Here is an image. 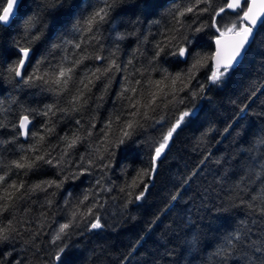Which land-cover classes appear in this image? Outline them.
I'll list each match as a JSON object with an SVG mask.
<instances>
[{"label":"trees","instance_id":"16d2710c","mask_svg":"<svg viewBox=\"0 0 264 264\" xmlns=\"http://www.w3.org/2000/svg\"><path fill=\"white\" fill-rule=\"evenodd\" d=\"M180 2L123 0L113 6L106 22L100 26L99 42L95 47L89 46L87 54L91 56L99 53L110 60L113 58L111 54L115 52L118 63L123 65L131 59L132 65L128 67V72H114L110 83L107 79L96 81L91 93H86L88 103L81 111L64 116L63 119L62 113L51 118L55 133L47 137L45 147L57 144L56 153L64 147L59 137L66 134L71 136L78 128L80 135L87 136V129L91 123H95L93 136L76 146L69 157L75 163L67 165L59 179H63V175L81 163L80 155L91 150L89 145L95 146L103 141L101 130L109 117L114 119L122 110V105L127 103L117 99V93L125 83L124 77L131 73L130 86H135L136 80H146L149 75L153 80L161 79L165 70L172 75L186 71L192 63L191 57L185 62L166 55L169 51L166 48L153 61L158 50L154 46L158 41L174 35L178 40L182 39L181 34L191 37L192 30L199 24H210L214 12L227 0H213V11L200 15L198 19L192 13L188 14L183 18L184 23L192 24L193 19L197 23L192 25V29L181 28L177 33L173 31L177 26L170 9ZM98 6V0H20L18 15L11 25L0 27V70H6L8 65L19 59L16 41L32 49L25 75L32 72L37 60L41 58H46L42 68H47L49 61L56 63L66 55L72 56L70 46L54 49L53 45L79 40V35L74 31L75 23L87 17ZM222 15L223 19L218 17L221 24H230L235 19V14L229 10ZM29 18H34L33 26L28 36H25L24 23ZM37 35L40 37L38 40L29 42L31 36ZM215 35L218 33L211 27L197 33L192 51L212 53ZM65 47L69 50L65 51ZM102 63L93 59L85 60L77 71V78L85 68H94ZM262 64L264 28L259 30L255 42L225 86H211L206 88L205 98H193L190 90H197L199 84L207 82L211 66L201 69L188 89L177 97L183 98L184 103L177 104L175 108L169 105L156 114V119L161 114L165 115L163 127L159 124L153 126L152 121H148L144 128L138 129L136 135L124 144L110 146L109 151L103 153L104 159H97L87 174L76 180L65 181L60 189L50 188L47 193L36 192L4 213L0 217L3 224L12 220L21 237L14 241L0 242V256L11 251L8 260L13 264L16 259H22L24 264H58L55 253L67 244L68 248L62 254L59 264H218L219 258L214 253L227 235L241 220L248 219L251 222L253 219L246 215L243 206L233 205H239L241 197L250 200L253 195H260L264 191V176L257 179L255 175L264 165V143H259L260 137L264 136ZM137 69L146 70L144 76ZM17 80L9 79L6 71L0 76V109H3L0 111V121L9 125L0 128V141L13 139L15 132L11 125L18 122L24 109H43L45 105L57 100L60 107L66 106V96L56 97L52 92L44 90L43 86L18 84ZM106 83L107 90L104 87ZM193 106L196 115L186 118L156 161L155 174L144 176L141 182L137 174L151 169V157L163 134L182 111ZM241 107L245 108L244 113L240 112ZM29 118L32 120L29 128L44 134L42 125L46 118L34 113ZM76 120L81 121L82 127L76 125ZM116 126L114 124L113 128ZM118 135V132L110 133L109 137L114 142ZM29 143L31 141L22 136L13 143L0 142V162L6 165L18 159L21 155L20 147H27ZM82 163L86 165L87 160ZM56 173L57 169L45 165L29 172L27 176L13 174L10 180L23 179L31 184L57 178ZM187 177L192 178L187 185L182 186ZM134 179L138 185L135 189L129 187ZM97 180L101 181L100 185H97ZM144 183L149 187L144 198L137 201L135 196L144 190ZM86 190H91L93 195L84 205H80V211L86 212L88 206L98 202L102 207H96L94 212L99 215L103 227L88 231L85 222L77 217L79 226L74 225L67 235L53 243L52 238L59 225L71 219V212ZM178 191L182 197L172 201V195ZM53 192L54 196L51 195ZM69 193L71 203L65 204ZM49 199L52 200L51 205L47 203ZM129 200L132 202L129 203ZM88 219L94 220V217L89 216ZM262 227L257 225L254 228L253 240L257 237L264 239V231L260 230ZM0 264L7 262L0 260ZM228 264H241V261L233 258Z\"/></svg>","mask_w":264,"mask_h":264},{"label":"snow or ice","instance_id":"6c2138e0","mask_svg":"<svg viewBox=\"0 0 264 264\" xmlns=\"http://www.w3.org/2000/svg\"><path fill=\"white\" fill-rule=\"evenodd\" d=\"M120 2H123V0H98L99 6L87 17L78 19L74 25V31L79 35V40L73 39L65 41L64 45H53L54 49L64 47L65 45L70 46L73 50V55H66L56 63L49 61L47 68H42V65L46 63V58H41L37 60L32 72L25 75L27 65L31 60L30 53L32 49L31 47L21 46L19 41L15 42L19 59L13 64L8 65L6 70H0V76H3L4 71H6L9 79L19 78L17 80L18 84L43 86L44 90L52 92L56 97L66 96L67 99L65 100L66 106L64 107H60L59 100H57L54 103L45 105L43 109H24L18 122L11 125L15 132L13 139L11 141H0L2 143H13L21 135L31 141L27 147H20L19 151L21 155L18 159L11 160L6 165L0 162V172H2L0 174V217H3L4 213L8 212L10 208L15 207L17 202L24 200L36 192L47 193L50 188L60 189L63 187L65 181L70 179L76 180L80 176L87 174L89 169L96 164L97 159H104L103 153L108 152L110 146L116 147L124 144L136 135L138 129L144 128L148 121H152L153 126L159 124L163 127L162 122L166 120L165 115L161 114L159 119H156V114L167 109L169 105L175 108L177 104H183L184 99H177V97L181 92L188 89L189 84L196 79V73L201 69L208 68L209 65L211 66L207 82L199 84L197 90H190L193 98H205V90L211 86H225L231 78L232 72L236 70L247 55L251 44L255 42V37L259 30L264 28V0H227L226 3L219 7L218 11L214 12L210 24H199V26L192 30L191 37L187 34H181L182 39L179 40L174 35L166 38L164 41H158L154 46L158 50L155 52L153 61L160 57L161 53L165 52L167 48L169 51L166 55L180 58L185 62L191 57V65L186 71L182 70L175 75L165 70L159 80H153L149 75L146 80H136L135 86H130L131 81L129 80V76L131 73L125 76V83L121 87L120 92L117 93V99L127 101V103L122 105V110L119 114L115 115L114 119L112 116L109 117L104 129L101 130L103 141L95 146L89 145L88 147L91 150L86 154L80 155L79 159L81 163L76 164L75 169L63 175V179H59L65 172L67 165L75 163L69 157L76 146L93 136L95 123H91V126L87 129V136L80 135V129L78 128L72 132L71 136L66 134L59 137V141L64 142V147L56 153L57 144H48L45 147L47 137L55 133V125L51 118L57 116V113H62L61 119H63L64 116L81 111L88 103L89 97H86V93H91L92 88L96 85V81L107 79L110 83L114 78V75H112L114 72H128V67L132 65L131 59L123 65L118 63L115 58V52L111 54L113 58L110 60L99 53L91 56L87 54L88 47H95L100 40V26L106 22L113 6ZM19 4L20 0H0V10H2L0 11V27L11 25L18 15ZM202 4L205 7H200ZM212 4L213 0H194V2L193 0H181L180 3L174 4L170 9V14L173 15V20L177 27L173 31L179 33L181 28L192 29V25L196 24L197 20L193 19L192 24L186 25L183 18L192 13L198 19L200 15L213 11ZM226 9L232 10L235 14V19L230 24H221L218 17L223 19L222 14H225ZM33 20L34 18H29L25 21V36H28L33 26ZM208 27L215 29V32L218 33V35L214 36L215 51L212 53L193 52L192 48L195 45L194 38L196 34ZM39 38L38 35L31 36L29 42H34ZM68 50V47H65V51ZM75 50L81 51L75 52ZM87 59L102 61L103 63L94 68H85L79 78H77L78 69L84 65V61ZM262 67H264V64H262ZM155 70L153 69V71ZM136 71L140 72L141 76H144L146 70L137 69ZM104 87L107 90L108 84L106 83ZM102 98L99 97L98 99ZM2 110L0 109V111ZM240 112L244 113L245 108L241 107ZM32 113L46 118L42 125V128L45 130L44 134L32 131L29 128V125L32 124V120L29 118ZM195 115V106L182 111L175 120V123L163 134L161 141L158 142V146L155 147V154L151 157V169L142 170L137 174L141 182H143L144 176L155 174L156 161L165 152L174 133L185 123L186 118L194 117ZM75 123L82 127L80 120H76ZM114 124L117 125L116 128H113ZM8 126L3 121H0V128ZM116 132L119 135L113 142L109 134ZM259 143H264V136L260 137ZM53 153L56 154L54 155ZM85 160H87L86 165L82 163ZM45 165L57 169V178L39 180L31 184L23 179L19 181L15 179L10 180V176L13 174L27 176L29 172L38 170ZM107 166L110 165H104V167ZM14 169L16 170L15 173H13ZM195 174L193 173V175ZM255 175L257 179L264 176V165H261V171L255 173ZM191 178H185L182 186L187 185ZM96 183L100 185L101 181L97 180ZM137 186L136 179H134L129 187L135 189ZM143 187L144 190L135 196V200L139 201L144 198L149 185L144 183ZM104 190L107 191V189ZM121 191H124V189H121ZM51 195L54 196L55 193L53 192ZM91 195H93L91 190L85 191L83 198L78 200L75 209L71 212V219L59 225L58 230L52 238L53 243L67 235L68 230L74 225L79 226V220L85 222L88 231L103 227L99 215H96L94 212L96 207H102L98 202H94L88 206L86 212L80 211V205H84ZM129 195L131 196V192H129ZM70 197L71 193L65 199V204L71 203ZM181 197L182 193L178 191L177 194L172 195L171 200L177 201ZM128 202L131 203L132 201L129 200ZM47 203L51 205L52 200L49 199ZM233 206H243L246 209V215L253 219L251 222L248 219L241 220L240 224L227 235L224 242L214 253V256L219 258L218 264H228V261L233 258H238L241 264H264V239L257 237V239L253 240L251 238L257 225L264 226V191L260 195H253L250 200H245L241 197L240 204ZM89 216H93L94 220H89ZM77 217H79V220ZM14 219L15 217H13ZM260 230L264 231V227ZM25 231H31V229H25ZM18 237H21V233L13 226L12 220H9L7 224H3L2 219H0V242L14 241ZM34 237L35 233H33ZM24 243H28V241H24ZM67 248L68 245L65 244L64 247H60L55 253V260L58 264ZM11 255L12 252L7 251L3 256H0V260L6 261L7 264H13L12 261L8 260V257ZM14 264H24V261L16 259Z\"/></svg>","mask_w":264,"mask_h":264},{"label":"water","instance_id":"95a60500","mask_svg":"<svg viewBox=\"0 0 264 264\" xmlns=\"http://www.w3.org/2000/svg\"><path fill=\"white\" fill-rule=\"evenodd\" d=\"M214 43V51H215V48H216V45H215V42H213ZM213 51V52H214ZM19 79V78H18ZM22 136V135H21ZM22 138H25L24 136H22Z\"/></svg>","mask_w":264,"mask_h":264},{"label":"bare ground","instance_id":"6f19581e","mask_svg":"<svg viewBox=\"0 0 264 264\" xmlns=\"http://www.w3.org/2000/svg\"><path fill=\"white\" fill-rule=\"evenodd\" d=\"M227 10V9H226ZM229 11H232V10H229ZM213 42H214V40H213ZM213 45H214V43H213ZM214 51V50H213ZM18 79V78H17ZM25 139V138H24Z\"/></svg>","mask_w":264,"mask_h":264}]
</instances>
